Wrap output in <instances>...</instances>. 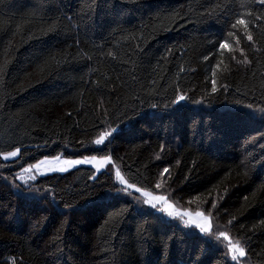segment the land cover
<instances>
[{
    "label": "trees",
    "instance_id": "obj_1",
    "mask_svg": "<svg viewBox=\"0 0 264 264\" xmlns=\"http://www.w3.org/2000/svg\"><path fill=\"white\" fill-rule=\"evenodd\" d=\"M257 16L253 0H0V152L23 144L0 159V264H233L221 232L245 248L241 264H264ZM238 17L248 28L228 36ZM177 94L187 99L173 104ZM117 126L103 152L85 147ZM59 155H110L126 179L209 215L212 235L143 210L136 194L106 196L113 181L90 166L39 176L54 199L9 185Z\"/></svg>",
    "mask_w": 264,
    "mask_h": 264
},
{
    "label": "snow or ice",
    "instance_id": "obj_2",
    "mask_svg": "<svg viewBox=\"0 0 264 264\" xmlns=\"http://www.w3.org/2000/svg\"><path fill=\"white\" fill-rule=\"evenodd\" d=\"M253 2L264 9V0H253ZM248 15H251V13L249 12ZM255 19L259 21L264 19V16H257L255 17ZM248 23L249 22L244 18L238 17L234 21H228L227 27L224 29V31L228 36H231L233 34V30H236L238 26H243L245 29H247ZM247 40L251 42L253 40V37L251 35H248ZM216 46L219 50L231 51V46L228 43V40L223 35L221 36ZM207 58L208 57H205V59ZM213 75H215V73H213ZM211 83L212 91L215 93L217 91L216 80L213 79ZM224 87L227 86L225 85ZM186 99L187 97L183 94H177L175 100L173 101V104L178 105L180 102L185 101ZM156 107V105H152L153 109H155ZM248 107L251 108L252 106L248 105ZM260 111L264 112V109H261ZM118 130L119 126L110 127V130L100 131L99 135L95 138L92 144L85 147H89L92 151L95 152H103L107 148L106 141H108V138ZM22 146L23 144L21 142V146H11L10 150L0 152V159H2L3 161H14L15 158L20 156ZM78 165H91L93 166L94 170L97 171L98 175L103 174L100 171L102 169L105 173L108 174L109 179L112 180L113 183L111 185V188L104 192L106 196L126 195L128 197H132L133 194H136L137 200L141 201L143 205L164 214L167 218L181 220L185 227L191 228L194 232H196L197 236L201 234L206 237L212 235L213 225L211 217L209 215H205L203 211H196L195 213L191 211H179L165 195L154 194V190L161 187V185L158 183L154 185L153 190H149V187L138 186L137 183L131 182L130 179H126L125 175L122 173L121 168L114 165L113 159L110 155H91L84 156L81 159H65L62 163L59 156H54L51 158V160H49L48 157H45L35 165L29 164L27 167L21 166V171L15 173L13 180L8 181V183L11 187L16 188L18 192L20 191L21 187H24L30 194L39 195L42 191H44L54 199L55 194L52 189L42 190L34 186L37 175L47 174L44 171V167L47 168L48 173H54L57 171L63 173L68 171L70 166ZM163 171L167 173L168 168H164ZM96 178L97 177L95 176L90 177V179ZM0 179H4L7 181L8 178L0 176ZM17 181L19 183H17ZM220 235L225 239L228 238L227 233L221 232ZM227 252L228 254H230V259L234 262L238 261L240 258H243L246 255L245 248L239 241L233 244L232 241L229 240ZM225 259H227V257Z\"/></svg>",
    "mask_w": 264,
    "mask_h": 264
},
{
    "label": "rangeland",
    "instance_id": "obj_3",
    "mask_svg": "<svg viewBox=\"0 0 264 264\" xmlns=\"http://www.w3.org/2000/svg\"><path fill=\"white\" fill-rule=\"evenodd\" d=\"M59 157L61 158V163L63 162V160H65V159H81V158H83V157H78V158H68V157H65V156H62V155H59ZM45 157H42V158H40V159H38V160H36L34 163H33V165H35L36 163H38L39 161H41V160H43ZM49 158V160H51V158L52 157H48ZM115 165V164H114ZM28 166V165H27ZM27 166H25V167H27ZM79 166H83V165H78V166H70L69 167V170L68 171H70V170H72V169H75V168H77V167H79ZM84 166H90V167H92L93 168V166H91V165H84ZM116 166V165H115ZM106 167H108V166H106ZM103 170V169H102ZM44 171L47 173V174H52V173H48L47 172V168L46 167H44ZM101 171V170H100ZM67 172V171H66ZM54 173H61V172H54ZM63 173H65V172H63ZM33 174H35V173H33ZM39 176H42V175H37V178L39 177ZM154 194H157V193H154ZM157 195H162V194H157ZM171 203H173L171 200H169ZM173 205L179 210V211H191V212H193V213H195L196 211H192V210H184V209H181V208H179L178 206H176L174 203H173ZM143 206H145V205H143ZM143 210H146V211H154V212H156V213H158L159 214V212L158 211H156V210H152V209H150L149 207H147V206H145V207H143ZM160 214H162V213H160ZM162 215H164V214H162ZM205 215H207L206 213H205ZM165 216V215H164ZM166 217V216H165ZM178 221H180V223L182 224V225H184L183 224V222L181 221V220H179L178 219ZM211 221H212V219H211ZM212 225H213V222H212ZM215 237H217L218 239H220V240H222V242L224 243V242H226V244H225V247L227 248V250H228V244H229V237L227 238V239H225L224 237H222L221 235H219L218 236V234H215L214 235ZM232 243L233 244H235L236 242H233L232 241ZM229 257H230V254H229ZM245 257V256H244ZM232 261V260H231ZM243 261V259L242 258H240L238 261H232L233 262V264H241V263H243L242 262Z\"/></svg>",
    "mask_w": 264,
    "mask_h": 264
}]
</instances>
